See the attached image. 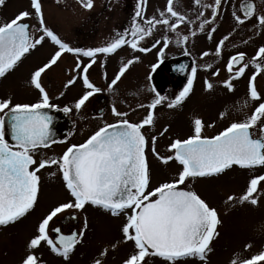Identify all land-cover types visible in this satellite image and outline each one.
Wrapping results in <instances>:
<instances>
[{"label":"snow or ice","instance_id":"snow-or-ice-1","mask_svg":"<svg viewBox=\"0 0 264 264\" xmlns=\"http://www.w3.org/2000/svg\"><path fill=\"white\" fill-rule=\"evenodd\" d=\"M3 3L4 0H0V5ZM79 3L84 9H92L94 0H79ZM146 3L147 0H137L129 27L122 32L116 31L101 47L82 49L65 43L45 25L41 0H30L33 12L20 11L10 21L0 24V78L13 71L22 58L46 38L58 46L50 59L30 74L28 83L38 90L37 102L13 104L11 97L0 98V226L18 222L34 208L40 190L38 173L45 167L57 168L69 194L66 202L52 206L39 220L35 233L26 243V252L20 264H44L36 255V250L42 245L67 260L88 229L87 217L84 218L83 227L67 234L60 226L53 227L52 222L58 215L63 216L66 212L68 215L64 216L65 219L77 220V213L89 204L113 216H124L120 229L122 242L132 243L133 249L122 264H146V257L149 256L163 258L165 262L187 257L205 260L207 253L211 251L210 242L219 234L218 225L221 220L216 208L191 190L190 186L185 187L186 181L190 178L217 176L233 166L244 169L264 167V96L255 84L257 75L264 73V45L256 50L249 61H245V52L238 51L229 56L225 65L228 77L222 84L230 92L234 91L233 81L242 78L250 65L255 69L248 79V99L242 106L247 108L249 102H254V107L250 113H245L243 119L232 120L215 135L206 136L203 134L204 121L198 116L194 117L192 134L185 139L172 140L167 146L170 154L165 155L157 151V136H151L152 154L165 165L170 161L179 165L176 175L158 186L150 187L151 173L146 155L149 139L143 129L145 126H154L157 106L166 104L169 109H173L186 100L193 90L197 75L195 62L191 66L187 82L174 98L161 95L155 87L150 89L154 93L150 103L137 105L148 110L140 122L129 121L128 112L119 111L113 105L112 115L117 118L114 122H104L83 143L69 144L58 157L35 158L42 147L47 148L56 142L50 127L54 117L45 109H59L58 105L50 102L49 93L41 78L46 70L58 63L63 53H73L77 57L74 69L76 74L67 80L64 87L82 80L85 90L73 105L79 111L91 96L102 91L90 81L88 75L98 54H114L122 46L148 52L151 49L140 47V42L153 37L162 26L164 34L154 39L151 45V48H156L163 44L158 52V56L162 57L164 50L173 42L170 33L175 34L178 45L186 46L190 36L204 33L206 26L214 25L222 0H211L210 3L194 0L198 9L194 18L176 10L174 0H166V7L157 9L158 16L154 14L147 17L144 15ZM206 10H210V16L206 17ZM240 12L242 15L235 10L232 12L236 25H242L255 16L256 23L252 28L257 32L264 31V14H256L253 0H241ZM33 15L38 20V26L24 22ZM182 24L189 25L186 34L178 30ZM216 30L211 27L207 31L208 39L213 38ZM230 36L231 33L224 35L216 44L217 57L221 55ZM185 52L187 54L186 48ZM210 54L205 51L201 53V57ZM81 55L89 58V62L84 63L80 59ZM138 59L139 57H133L126 63L121 61L119 70L107 85L109 91ZM202 67L209 70L212 64H204ZM151 68L155 71L157 64H152ZM219 71L220 69H216L212 75H219ZM148 78L151 79V73ZM213 87V83L206 77L205 90H212ZM71 110L67 105L62 109L64 113ZM219 115L220 119H224L227 113L221 112ZM214 126L215 121L207 125L209 128ZM254 128L257 129L255 134L252 131ZM164 131H167V127ZM163 134L164 132L159 133ZM66 140L67 137L60 142L64 143ZM261 182H264V174L252 176L248 180L246 191L239 197L229 195L226 203L232 206L245 202L256 205L258 200L254 194L260 191ZM116 246L113 244L112 248ZM250 247V244L244 245L245 250ZM107 252L108 248L101 250L92 264H103ZM229 264H264V250L248 258L234 255Z\"/></svg>","mask_w":264,"mask_h":264},{"label":"rangeland","instance_id":"rangeland-1","mask_svg":"<svg viewBox=\"0 0 264 264\" xmlns=\"http://www.w3.org/2000/svg\"><path fill=\"white\" fill-rule=\"evenodd\" d=\"M63 5L67 4V0H60ZM187 0H174V7L178 11L184 10V3ZM235 1V7L230 9L238 11V1ZM186 14L190 16L195 15L198 9L196 8L194 2L189 3L187 1ZM27 0H4L3 5H0V24L6 19L14 18L15 15L19 13L18 10L27 5ZM45 11L43 13V18L46 26L54 28L57 32L66 36L67 27L72 19L71 13L59 11L54 12L53 4L48 0H43ZM153 15L158 16L157 9H163L164 0H153ZM23 9H27L26 7ZM208 11V12H207ZM262 12V9L259 10ZM239 12V11H238ZM237 12V14H238ZM209 13L206 10L205 15ZM226 19H228L229 11L226 13ZM31 18V25L38 26ZM250 24L252 27L254 24V18H251L245 22V24ZM219 28L222 25H226V21H221ZM244 26L243 24L240 25ZM239 28V31L246 29ZM189 25H180L179 31H188ZM207 29L211 28L210 25L206 26ZM159 29L163 30L162 26ZM253 29V28H252ZM221 30V29H220ZM32 31V29H30ZM207 30H205L206 32ZM199 33L198 36L202 35V40L205 42L198 51H192V56L198 58L197 53L209 47L206 44V33ZM251 32V31H250ZM256 30L253 29V34ZM221 31H218L217 36L221 35ZM38 35V33H36ZM175 41V34L170 33ZM216 38V36H215ZM214 38V39H215ZM210 41V39H208ZM262 38L256 42L249 41L242 46H231V49H244L249 51L257 45V48L261 45ZM193 43V41H192ZM198 43V42H197ZM48 43L46 39L44 42L37 46L36 49L31 50L30 56L22 58L15 69L8 73L4 78H0V98H12L13 104L15 103H35L38 100L37 90L30 86L28 80L30 79V74L35 70L36 66H28L30 62H37L42 54H49L53 49L47 46ZM193 45V44H192ZM228 46L226 41L223 49L225 50ZM210 49V48H206ZM179 52L178 45L172 44L171 54ZM45 54V55H46ZM44 55V56H45ZM228 53L222 55V64ZM67 59L64 58L63 60ZM61 61L54 70L48 71L46 76L43 78V86L47 87L49 90L50 100H54V88L57 91H61L60 85L62 84V79L60 76L64 70V64ZM118 64H116L117 66ZM120 65V64H119ZM220 69L219 75L213 77L210 73L202 72L198 76V85L204 83L207 77L210 82L213 83V89L205 91L198 87H194L192 92L186 98V100L179 107L173 109H166L161 115H155V121L157 133L164 132L163 135H159L156 142L157 151L161 155L170 154L168 153L167 146L174 139H181L187 135L192 134V120L194 117H201L205 112L207 114L204 116L209 121L210 117L215 120L216 126L207 127V134H211L220 127L226 125V123L232 120H241L244 118L245 113H250L254 107V102H249L248 107H242L247 97V87L245 86L247 79L243 76L240 79L234 80V91H228V89L222 84V81L227 79L228 73L222 68L219 63ZM248 72H246L247 74ZM123 77L125 81L115 88L116 93H112L115 100L117 99H129L131 98V93L134 88V72L131 70L126 71ZM66 78V75L64 76ZM263 78L260 76L258 79L261 82ZM141 81V80H140ZM141 82L140 84H142ZM178 84L171 82L169 77L163 73V69L159 70L157 67L155 73V89L160 92L161 95L173 97L178 94V87H172ZM171 87V88H170ZM258 87L259 92L264 96V82ZM173 88V89H172ZM171 92L169 93V91ZM203 90V91H201ZM228 105L230 110H225L224 106ZM164 106V105H163ZM226 112L227 115L224 119H220V113ZM78 121H82L81 117H77ZM83 122V121H82ZM212 124V123H210ZM209 125V124H208ZM167 127V131L164 129ZM77 128H82V125H78ZM162 128V129H161ZM255 133L257 129H255ZM80 137V136H79ZM79 140L70 138L61 144V148L69 142H77ZM59 146H51L45 150H42L36 154V156L41 159L53 157L54 151L58 149ZM151 152V151H150ZM151 166V187L158 186L159 183L165 180L171 179L176 175L179 165L175 161H170L168 164L161 163L151 152L150 157ZM51 173H56V175H51ZM264 174V167L256 166L252 169H244L239 166H233L230 169L225 170L224 173L213 176V177H197L190 178L186 181L185 187H189L191 190L197 192L204 200L207 198L209 202H215V207L217 209L221 224L218 225V236L213 243L210 242V249L206 255L205 260H200L199 258L187 257L181 258L177 261L165 262L163 258L149 256L146 257V264H229V261L234 257V255H242L245 258L250 257L253 254L264 250V182H261L259 186L260 191L254 194L258 200L256 205H252L250 202H245L243 204H236L232 206L226 203L227 197L229 195H235L239 197L246 191L248 180L254 175ZM41 186L38 193V200L35 204V209L32 212L26 214L25 217L21 218L18 222L11 223L9 226L0 228V264H20L21 258L26 252V243L35 233V229L38 226L39 220L47 213V211L54 205L60 202H66L68 196L66 190L63 186L62 176L57 171L55 166L45 167L40 171ZM78 219L75 224L69 222V225L74 226L77 229L83 227L84 218L87 217L88 229L82 238L81 243H79L70 253L69 258L65 260L62 256L53 254L46 245H42L36 250V255L40 257L44 264H92L94 258H96L101 250L108 248L107 255L104 257L103 264H122L123 260L131 253L133 249L132 243L122 242V233L120 231L122 223L124 222V216L113 217L104 214L101 210L94 209L92 206L79 211ZM67 214V212L65 213ZM63 214V216L65 215ZM58 215V222L63 217ZM54 218V224L55 219ZM64 219L60 221L63 223ZM66 222V221H65ZM120 241L119 243H117ZM116 244L115 248L112 245ZM250 244V249L245 250L244 245Z\"/></svg>","mask_w":264,"mask_h":264},{"label":"flooded vegetation","instance_id":"flooded-vegetation-1","mask_svg":"<svg viewBox=\"0 0 264 264\" xmlns=\"http://www.w3.org/2000/svg\"><path fill=\"white\" fill-rule=\"evenodd\" d=\"M48 1H50L53 4L54 12L64 11V12L71 13L72 15L70 24L67 27L66 36L57 32L55 28H54V32L65 43H68L71 47L82 48V49L104 46L106 42H108L115 35L116 31L122 32L125 28L129 27L130 22H131V17L134 15L135 5L137 3V0H94L92 9H84L79 3V0H67L66 5H63L60 0H48ZM187 1L183 4L184 10L181 11L182 13L186 12L185 7L188 3ZM27 2H28L27 5L24 6L23 8L26 7L27 11L33 12L34 10L31 9L30 0H27ZM190 2H192L193 4L194 0H189V3ZM205 2L210 3L211 0H205ZM240 3H241V0L238 1V9H239L238 11L239 12L238 11L237 12L238 14L242 15V13L240 12ZM253 3L256 8V14L257 15L264 14V0H253ZM152 4H154L153 0H147L146 7L144 10V15L147 17H150L153 15L154 5ZM41 5H42V12L44 13L45 7H44L43 0H41ZM233 6L235 7L234 0H222L221 6L219 9V15L216 19V23L214 25H210V27H215L217 30L215 31L213 38L210 41H208V38H206L207 39L206 44L209 45V47H206V48H210V49L204 48L200 50L197 53L198 58H196V55L195 57L192 56V51H194V49H195V52L198 51V49L201 48L204 44L202 42H205L202 40V35L198 36L199 33H197V35H195L194 37L190 36L186 46L183 44L178 45L173 40V42L169 44V46L164 50L163 56L162 57L158 56L159 49L160 47L163 46V44L161 43L160 45H157L156 48H151V45L154 42V39H158L164 34V31L159 28L153 37H148L145 40L140 42V47H148L151 49L148 52H142L139 50L134 51L129 46H122L114 54H110L107 56L103 54H98L97 60L90 68L88 75H89L90 81H92L97 87L101 88L102 91L99 93H95L93 96H91L88 99V101L85 102V105L79 111H77L73 105H74L75 100L78 99L83 94V91L85 90L83 88L82 80H78L75 84L70 85L67 88L64 87L67 80L71 78V76L76 74L74 69H75V63H76L77 57L73 53H67V52L63 53L58 63L55 66L51 67L49 70H46V72L42 74L41 79H42V84H43V78L44 76H46L47 72L54 70L56 66L61 61H63L62 63L65 65L63 73H64V76L66 75V78H64L63 74L60 76V78L63 80L62 84L60 85L61 91L59 92L55 90L54 88V97L51 96V98H54V100L53 101L50 100V102L58 105L59 111H62L65 105L69 106L72 109L69 113H64L65 114V125L64 126H67L64 128L67 131L65 137H67V140L72 138V139H76L79 141L69 142L65 144V146L62 148L60 147L62 144L60 141L64 140L65 137H63V139L60 141L54 142L49 147L51 146H59V147L58 149L54 151L53 157H58L62 155L63 151L67 148L69 144L83 143L84 140H86L88 136H90L99 126H102L104 122H108V123L114 122L117 118L112 115L111 109L113 105H115L119 111L128 112L127 118L129 119V121L136 122V123L140 122L144 118V116L147 115L148 110L146 107L139 108L137 107V105L138 104L147 105L148 103H150L154 95V93H152L150 89L152 87H155V88L160 87V85L158 86L155 85L156 70L155 71L152 70L151 68L152 64H157V67L159 68V70L163 69V73H165L169 77L171 82L178 83V84L173 85L172 87H175V88L178 87V92H179L183 88V85L187 82V76L188 74L191 73V66L193 65L194 62L198 70H197L196 78L193 83V88L198 87L201 89H205L204 83H202L201 85H198L197 83L198 76L201 75L202 72L205 71L206 72L205 74H207L208 72L211 74V76H213L212 72L219 68L218 67L219 63L222 65V68L225 69V65L227 63L229 56L234 55L238 51L245 52L246 53L245 61L246 62L249 61L255 55L256 50L260 46L264 45V31H260V32L256 31L253 34V29L252 27L249 26L250 24L244 23L243 24L244 26L242 27L240 25H236L232 17V12L230 11V9L233 8ZM163 7H166V0H164ZM23 8H20V10L18 11L19 12L24 11L25 9ZM260 9H262V12L259 11ZM1 11L2 10L0 7V12ZM228 11H229L230 17L226 19L227 17H226L225 12L227 13ZM207 16H210V10H209V13L206 14V17ZM194 17L195 15L190 14V18H194ZM31 18L33 19L32 21H34L38 25V20L35 18L34 15L32 17L26 18L24 22L29 23L31 25L32 24L30 21ZM253 18H254V24H255L256 23L255 16ZM11 19L10 18L6 19L4 22H2V24L7 21H10ZM221 21L223 22L226 21V25L225 26L222 25L221 26L222 28H219L220 26L218 22L220 23ZM48 27L52 29V27H50L49 25ZM240 27L241 29L242 28L246 29V31L244 30L239 31ZM209 29L206 28L207 31ZM233 29H236V30L233 31ZM207 31L205 33H207ZM218 31L222 32L221 35L219 36H217ZM181 32L186 34L187 29ZM229 33H231V36L229 40L227 41L228 46L225 50L222 48L221 55L217 57L215 55V46L219 42L221 37ZM261 38H262V42L258 48H257V45H255L254 48L249 51H245L244 49L242 50L231 49V46H234V45L242 46L243 44H245L244 41H246V43L249 41L256 42L260 40ZM46 41L48 45L45 47L50 46L53 50L48 55L46 53H45L46 55L42 54V57L37 62H30L28 63V66H30L29 64H31L32 66H36V68L39 66H42L43 63H46L47 60L50 59V56L54 53V51L57 50L58 46H55L47 38H46ZM172 44L178 45L179 52L175 54H171ZM185 48L187 49V54L185 52ZM205 51H208L211 54L205 57H201V53ZM224 52L225 54L228 53V55H226L225 60L222 64V55L224 54ZM26 56L31 57L32 55L26 54L25 57ZM66 57L67 59L63 60ZM133 57H139V59L135 61L132 65H130V67L128 68V70H131L135 74L133 75L135 79V81L133 82L134 88H133V91L130 92L131 98L129 99L120 98V99L115 100L113 99L114 98L113 96L111 97V94L114 92L116 93L115 88L120 86L125 81V79L123 78L125 75L121 77V79L117 82V84L113 87L111 91L107 89V85L114 78L116 71L119 70V67H120L119 64H121V61L123 60V62L126 63L127 60L132 59ZM80 59L84 63L89 62V58L83 57L82 55L80 56ZM176 62H180L179 69L178 70L174 68L171 69L170 66L172 65V63H176ZM208 63L212 64V68L209 70H205L202 67V65L208 64ZM116 64L118 65L116 66ZM181 65H183L184 67L181 68ZM253 71H255V69L251 65L246 70V72H248L247 74L244 75L246 76V79H247V82L245 83L246 87L248 84V79L251 76ZM105 73H107V79H105ZM149 73H151L150 80L148 78ZM260 76L263 78V80H261V82L259 81V84H258V79ZM141 82L143 83L140 84ZM263 82H264V73L258 74L255 80L256 87L257 86L260 87V85ZM45 89L49 93V90L47 89V87H45ZM257 90H258V87H257ZM205 91L208 92V90H205ZM170 92L171 90L169 91V93ZM61 93H63L62 96L60 95ZM37 94H38V90H37ZM38 97H39V94H38ZM32 103L34 102L32 101ZM166 109H168L166 104L164 106L163 105L157 106V108L155 109V115H161ZM224 109L230 110L231 108H229L228 105H225ZM206 114L207 112H205L200 117L205 123L203 134L206 136L215 135L218 131L222 130L224 127H226L230 123L228 122L226 123V125L220 127V129L214 132H211V134H207L206 125L213 123V121H215L216 119H213L210 117L209 121H205L207 120L204 117ZM77 117H81L83 122L78 121ZM80 124L82 125L81 131L79 128H77V126ZM155 126H156V121H154V126H151V127L145 126V128L143 129L145 135L149 139V148L147 150L146 155L148 159L150 173H151V166H150L149 157L151 154L150 152L151 151V136L156 135L157 138H159V133H157V129L155 128ZM252 131L255 134V130L253 129ZM69 133H71V135H68ZM188 136L189 135H187L186 137H182L181 139H185ZM45 149L46 148H41L39 152ZM35 158L39 160L37 156ZM40 171H42V169ZM40 186H41V180H40ZM67 196L69 199L68 193H67ZM205 201L210 206L216 208L215 202L213 201L209 202L207 198L205 199ZM90 206H92V208L94 207V209L101 210L104 214L113 216L111 213L105 212L103 209L90 205V204L86 205L85 208H88ZM34 209H35V206L30 212H32ZM78 214H80V212H78L77 215ZM67 215L68 213L65 214L64 216H67ZM64 216L59 220V222H58V218H56L55 219L56 223L54 224V221H53L52 226L53 227L60 226L62 231L66 234L70 233L72 230H78L74 226H69L68 228H66V226L69 225L70 221L71 223L75 224L77 220L65 219ZM113 217H117V216H113ZM119 217H122V215H120ZM63 219H64V222L62 221L63 223H60V221ZM4 227L6 226H0V228H4ZM216 238L217 237H215L211 241V243H213Z\"/></svg>","mask_w":264,"mask_h":264},{"label":"water","instance_id":"water-1","mask_svg":"<svg viewBox=\"0 0 264 264\" xmlns=\"http://www.w3.org/2000/svg\"><path fill=\"white\" fill-rule=\"evenodd\" d=\"M174 64H172L170 67H173ZM46 111H49V113L54 117L51 130L53 134L54 141L62 139L63 135L66 134V130L64 129L65 125V117L62 112L55 111L54 109H45ZM9 141L11 142L10 136L8 137Z\"/></svg>","mask_w":264,"mask_h":264}]
</instances>
